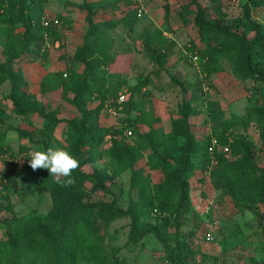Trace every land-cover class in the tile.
I'll list each match as a JSON object with an SVG mask.
<instances>
[{
  "label": "rangeland",
  "instance_id": "obj_1",
  "mask_svg": "<svg viewBox=\"0 0 264 264\" xmlns=\"http://www.w3.org/2000/svg\"><path fill=\"white\" fill-rule=\"evenodd\" d=\"M130 1V9L135 11L137 0ZM4 6L7 4L0 6V63L21 73L24 83L20 86L22 96L17 105L8 98L9 82L0 86V133L5 134L3 148L6 150L0 155V176L12 168L19 175L18 181L6 189L0 185V190L9 198L10 211L0 212V241H4L13 229V217L25 216L32 211L45 215L52 208L49 191L29 188L28 153L48 148L63 150L70 142L67 121L80 117L72 103L74 92L70 86L81 83L84 69L83 64H75L71 58L83 45L87 33L82 0H42L44 15L64 21L60 40L48 38L44 53L40 50L37 56L8 64V55L3 50L4 43L10 39L8 26L2 22L7 17L1 8ZM142 7V15L136 16L131 30L124 23L112 29L103 28L104 23L121 19L128 11L126 6L118 4L113 8L109 4L97 10L94 23L103 36L88 39L90 56L98 55V50L104 47L106 53L116 55V59L108 68H101L88 77L87 82L96 88H107L121 79V89L117 93L125 91L126 101L130 99L143 111L144 121L138 125L140 134L149 129L155 133H168L172 119L178 117L179 107L189 103L199 112L189 117L190 134L194 139L201 142L210 138L214 126L219 131L236 133L241 152L233 154L230 151L226 160L246 159L254 166L253 175L249 176H260L264 170V50L256 48L250 57L248 71L239 64L223 61L220 71L210 76L206 74L203 59L194 63L191 58L197 50H206L216 43L200 33L199 25L211 30L229 26L238 35L245 34L251 39L253 32L244 30L242 23L249 18L264 28V6H255L248 0H142ZM165 7L168 8L167 15ZM22 31L21 25L17 24L13 33ZM155 45L170 49L159 69L148 55L149 48ZM64 73L68 78L62 77ZM117 93L106 100L108 105L115 104L111 110L116 113L104 106L97 123L109 131L119 129V133L114 137L104 136L97 148L100 156L83 167L86 175L103 180L102 189L94 193L91 191L93 183L85 182L87 190L83 194V203L95 211L101 210L104 204L125 211L129 203L137 199L131 189L132 168L108 154L112 137L125 145L136 142L134 132L125 138L120 129L127 127L128 120L136 119L139 111H130L128 102L116 105ZM98 104L99 96L95 93L87 100L86 109L92 110ZM14 106L22 107L23 112L15 111ZM52 111H57L55 119L58 122L50 138L39 130L46 123L43 115ZM225 121L239 124L231 126L222 123ZM179 155L176 151L161 162L157 170H151L143 156L133 168L143 169L152 194L157 195L164 168L177 177L182 173ZM198 160V157L193 158L194 162ZM214 168L215 162L207 169L195 164L185 175L190 205L187 212L181 215L176 212L179 191L171 186L167 208L158 215L144 213L138 227L158 229L171 245L176 238L184 241L188 247L186 264H264V194L260 201L251 202L244 198L238 187L230 191L216 188L211 176ZM96 222L99 230L94 241L103 249L104 264H169L163 244L153 235L143 236L135 243L130 241L129 218L118 217L110 222L96 218Z\"/></svg>",
  "mask_w": 264,
  "mask_h": 264
},
{
  "label": "trees",
  "instance_id": "obj_2",
  "mask_svg": "<svg viewBox=\"0 0 264 264\" xmlns=\"http://www.w3.org/2000/svg\"><path fill=\"white\" fill-rule=\"evenodd\" d=\"M255 6H264V0H248ZM7 4L3 8L7 17L2 20L7 24L10 39L4 43V51L8 55V64L22 62L23 59L30 56H37L45 52L44 47L46 34L52 40H60L61 27L43 28L40 25V18L44 15L41 11L42 0H0V6ZM116 7L118 4L126 6L128 11L125 15L116 21L104 23V29H112L124 23L131 30L136 20V9H130V0H82V6L86 10L85 21L87 23V33L82 46L77 48L71 61L75 64H83V80L77 86L71 85L74 92L72 103L77 107L80 113L79 118H74L68 123L67 139L70 141L64 147V151L70 153L77 159L79 167L72 172V178L75 183L71 186H63V181L67 178H61V182L49 175L47 170L33 171L29 188L31 190L49 191L52 198V208L45 214L40 215L32 211L28 215L13 217V229L10 230L4 241H0V264H104L105 257L102 247L94 241V237L99 230V220L113 221L118 217H127L129 223L130 241L138 242L143 236L153 235L163 244L164 254L169 264H186L187 244L174 239V245L168 242L167 236L158 229L145 227L143 230L138 227L140 216L144 213L162 214L168 206L167 194L171 186L179 191L176 212L182 214L190 209L188 201V185L185 182V175L198 164L201 169H207L212 162H215V168L211 171L213 184L216 188L227 191L238 187L240 193L245 199L251 202H257L262 199L264 194V170L258 177L253 175V164L250 161H232L226 160L230 151L233 154L241 152L239 143L236 140V133L222 130L219 131L214 126L212 138L217 141V146L212 153L209 152L211 137L204 141H197L190 134L189 117L197 115L199 112L189 103H184L179 107L178 117L172 119L171 130L168 133H155L152 129L140 134L138 125L144 121L143 111L138 109L137 105L129 99L128 109L138 110L139 115L134 120H128L127 127L133 130L136 135L134 144H122L113 137L119 133V129L109 131L100 127L97 123L101 109L113 107L115 104L108 105L106 100L114 96L120 86L121 79L110 87L96 88L87 82V78L94 75L101 68H108L116 59V55H108L106 49L100 48L98 55L91 57L88 39L90 37L103 36L97 25L94 23V17L99 8L109 5ZM165 15L168 14V8L165 7ZM134 11V13H132ZM167 17V16H165ZM58 18V17H57ZM62 24L63 19L58 18ZM21 25V33H13L16 25ZM242 26L244 30L253 32V37L248 39L245 34L238 35L231 27H202L199 25V31L202 35H207L214 43L206 50H197L193 56H197V61L203 59L207 76L216 73L221 69V63L226 61L231 65H237L248 71L250 57L255 53L256 48L264 50V28L252 22L247 18ZM160 34V33H158ZM41 50V52H40ZM170 49L163 45H155L148 50L151 60L156 63L158 69L168 58ZM66 70L72 71L70 68ZM72 76H75L72 71ZM109 74V73H108ZM111 76L117 75L110 73ZM109 74V75H110ZM63 77V76H62ZM78 77V76H77ZM68 78V75L67 77ZM264 82V78H262ZM5 82L10 84V93L8 98L13 101L14 105L18 104L22 94L19 93L20 86L24 83L21 73L13 71L9 66H3L0 63V86ZM121 89V88H120ZM119 89V90H120ZM136 91L135 88L132 89ZM95 93L99 96V104L92 110L86 109L87 100ZM118 95V93H117ZM116 95V98H117ZM15 111H22V107L14 106ZM116 107V106H115ZM57 111L46 113V123L39 130L45 136L53 137L56 123ZM231 126L239 123L231 121L222 122ZM113 136L111 147L108 154H112L119 162H125L132 168L131 189L136 193L137 199L130 202L127 210L114 207L112 204H104L101 210L95 211L93 207L83 203V194L86 186L85 182L93 183L92 193L97 189H102V179H95L84 173L83 167L95 161L100 153L97 148L102 144L104 136ZM5 134L0 133V155L5 153L4 147ZM181 140L183 143L181 144ZM228 146L229 152L223 153L220 148ZM176 151L180 152L178 160H181L183 167L182 173L177 177L164 168L161 182L159 183V192L157 195L152 194L148 176L143 175V169L133 168L137 160L146 156L147 166L151 170L159 169L161 162ZM198 157L194 162L193 158ZM247 170V173L242 171ZM19 179L18 171L14 168L9 169L0 176V185L6 189L9 184L16 183ZM95 187V188H94ZM163 197V199H162ZM161 198V199H160ZM0 212L9 211V198L0 190Z\"/></svg>",
  "mask_w": 264,
  "mask_h": 264
},
{
  "label": "clouds",
  "instance_id": "obj_3",
  "mask_svg": "<svg viewBox=\"0 0 264 264\" xmlns=\"http://www.w3.org/2000/svg\"><path fill=\"white\" fill-rule=\"evenodd\" d=\"M28 156L30 157L27 159L28 166L33 171L45 169L58 183L61 182V178H67L63 181V186H71L75 183L72 172L79 167V163L67 151L48 148L46 151L33 150L28 153Z\"/></svg>",
  "mask_w": 264,
  "mask_h": 264
},
{
  "label": "built area",
  "instance_id": "obj_4",
  "mask_svg": "<svg viewBox=\"0 0 264 264\" xmlns=\"http://www.w3.org/2000/svg\"><path fill=\"white\" fill-rule=\"evenodd\" d=\"M142 12H143V7H142V0H137V7H136V16L137 17H141L142 15ZM40 25L43 27V28H48V27H55V28H60L61 25H62V22L58 19V18H55V17H50L49 15H43L41 18H40ZM44 39H45V43L47 44V39H48V36L45 34L44 35ZM192 61L194 63H196L197 61V56H192ZM63 77L66 78L67 77V74L64 73L63 74ZM126 96H125V91L123 92H119L118 95H117V98H116V105L118 106H121L122 104H124L126 102ZM109 108V111L113 114H115V110H111V107H108ZM124 135L126 137H130L132 135V130L130 128L126 129L124 131ZM217 141L215 138H211L210 140V146H209V152L212 153L214 151V148L217 146ZM220 150L223 152V153H227L229 152V148L228 146H222L220 148Z\"/></svg>",
  "mask_w": 264,
  "mask_h": 264
}]
</instances>
